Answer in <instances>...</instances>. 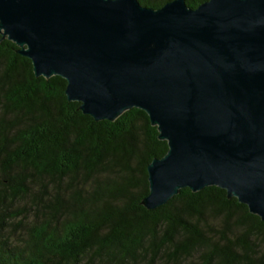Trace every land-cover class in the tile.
<instances>
[{"label": "water", "instance_id": "95a60500", "mask_svg": "<svg viewBox=\"0 0 264 264\" xmlns=\"http://www.w3.org/2000/svg\"><path fill=\"white\" fill-rule=\"evenodd\" d=\"M0 38L94 121L146 114L144 208L215 186L264 220V0H0Z\"/></svg>", "mask_w": 264, "mask_h": 264}, {"label": "trees", "instance_id": "16d2710c", "mask_svg": "<svg viewBox=\"0 0 264 264\" xmlns=\"http://www.w3.org/2000/svg\"><path fill=\"white\" fill-rule=\"evenodd\" d=\"M15 50L0 38V264H264V220L223 189L140 204L166 151L142 110L94 121Z\"/></svg>", "mask_w": 264, "mask_h": 264}, {"label": "rangeland", "instance_id": "374dc122", "mask_svg": "<svg viewBox=\"0 0 264 264\" xmlns=\"http://www.w3.org/2000/svg\"><path fill=\"white\" fill-rule=\"evenodd\" d=\"M15 205H16V207H17V206L19 207V206H20V202H18V204H15Z\"/></svg>", "mask_w": 264, "mask_h": 264}]
</instances>
